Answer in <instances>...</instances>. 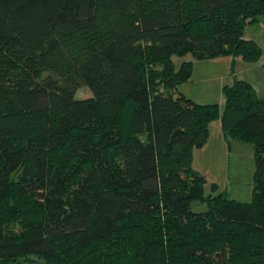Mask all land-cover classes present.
I'll return each mask as SVG.
<instances>
[{
  "label": "trees",
  "instance_id": "1",
  "mask_svg": "<svg viewBox=\"0 0 264 264\" xmlns=\"http://www.w3.org/2000/svg\"><path fill=\"white\" fill-rule=\"evenodd\" d=\"M261 17L264 0H0V264H264V96L236 79L222 111L198 103L172 59L255 61ZM217 118L253 147L249 201L192 166Z\"/></svg>",
  "mask_w": 264,
  "mask_h": 264
},
{
  "label": "rangeland",
  "instance_id": "2",
  "mask_svg": "<svg viewBox=\"0 0 264 264\" xmlns=\"http://www.w3.org/2000/svg\"><path fill=\"white\" fill-rule=\"evenodd\" d=\"M245 38L253 39L260 47L259 58L246 61L241 56L222 54L208 58H194L190 53L172 57L177 68L181 61H192V73L188 81L178 85V91L198 103H217L222 111L225 105L223 88L236 79L248 81L259 96H264V17L245 27ZM91 95L86 86L76 89V98ZM192 166L205 178L204 193H225L228 197L240 201L251 199L255 160L250 143L226 140L221 128L220 118L209 124L208 143L193 151ZM216 190H212V184ZM194 211L206 209L204 202L193 200ZM32 264H40L39 260Z\"/></svg>",
  "mask_w": 264,
  "mask_h": 264
},
{
  "label": "crops",
  "instance_id": "3",
  "mask_svg": "<svg viewBox=\"0 0 264 264\" xmlns=\"http://www.w3.org/2000/svg\"><path fill=\"white\" fill-rule=\"evenodd\" d=\"M207 143H208V140H207V142L202 147H200V149L203 148L205 145H207Z\"/></svg>",
  "mask_w": 264,
  "mask_h": 264
}]
</instances>
